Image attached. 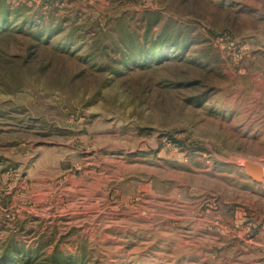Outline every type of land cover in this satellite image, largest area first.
<instances>
[{"label":"rangeland","instance_id":"1","mask_svg":"<svg viewBox=\"0 0 264 264\" xmlns=\"http://www.w3.org/2000/svg\"><path fill=\"white\" fill-rule=\"evenodd\" d=\"M0 31V264H264V0H0Z\"/></svg>","mask_w":264,"mask_h":264},{"label":"trees","instance_id":"2","mask_svg":"<svg viewBox=\"0 0 264 264\" xmlns=\"http://www.w3.org/2000/svg\"><path fill=\"white\" fill-rule=\"evenodd\" d=\"M4 35L3 31H0V37ZM163 42L160 40L158 43L153 44L152 48L145 50L146 53L151 52V57L155 60H160L163 57Z\"/></svg>","mask_w":264,"mask_h":264},{"label":"water","instance_id":"3","mask_svg":"<svg viewBox=\"0 0 264 264\" xmlns=\"http://www.w3.org/2000/svg\"><path fill=\"white\" fill-rule=\"evenodd\" d=\"M246 170L257 181L261 180L264 176L263 168L258 164L249 163Z\"/></svg>","mask_w":264,"mask_h":264}]
</instances>
